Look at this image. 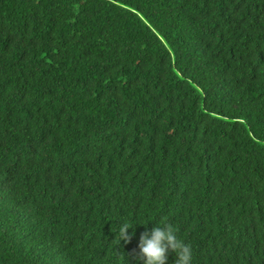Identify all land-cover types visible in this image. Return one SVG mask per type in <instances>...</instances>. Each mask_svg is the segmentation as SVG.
<instances>
[{
	"label": "trees",
	"instance_id": "trees-1",
	"mask_svg": "<svg viewBox=\"0 0 264 264\" xmlns=\"http://www.w3.org/2000/svg\"><path fill=\"white\" fill-rule=\"evenodd\" d=\"M130 218L264 264V0H0V264H143Z\"/></svg>",
	"mask_w": 264,
	"mask_h": 264
},
{
	"label": "clouds",
	"instance_id": "clouds-1",
	"mask_svg": "<svg viewBox=\"0 0 264 264\" xmlns=\"http://www.w3.org/2000/svg\"><path fill=\"white\" fill-rule=\"evenodd\" d=\"M145 223L137 222L135 219H124L117 223L116 238L118 243H125L135 236L136 225L145 227V231L139 236V253L143 264H167L168 253H175L174 264H193L194 250L190 242L181 238L176 226L167 220H161L150 231ZM129 229H132L129 232Z\"/></svg>",
	"mask_w": 264,
	"mask_h": 264
}]
</instances>
